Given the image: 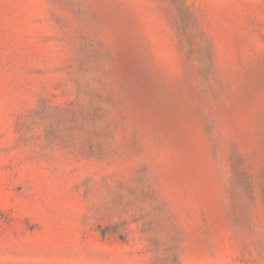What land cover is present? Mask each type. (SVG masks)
Returning <instances> with one entry per match:
<instances>
[{"label": "rangeland", "instance_id": "rangeland-1", "mask_svg": "<svg viewBox=\"0 0 264 264\" xmlns=\"http://www.w3.org/2000/svg\"><path fill=\"white\" fill-rule=\"evenodd\" d=\"M0 264H264V0H0Z\"/></svg>", "mask_w": 264, "mask_h": 264}]
</instances>
